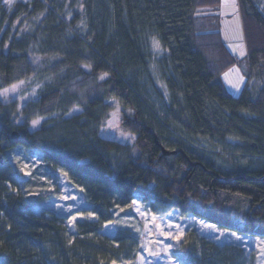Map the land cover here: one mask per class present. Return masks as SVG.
I'll list each match as a JSON object with an SVG mask.
<instances>
[{
  "label": "trees",
  "instance_id": "obj_1",
  "mask_svg": "<svg viewBox=\"0 0 264 264\" xmlns=\"http://www.w3.org/2000/svg\"><path fill=\"white\" fill-rule=\"evenodd\" d=\"M221 5L29 0L9 11L0 0V93L20 84L33 95L0 98V264L122 261L137 239L112 210L141 203L264 238V3L238 0L241 61L223 38ZM235 64L245 74L238 95L222 81ZM152 67L168 92L157 101L143 83ZM117 107L130 144L103 135ZM19 146L64 172L92 207L66 218L35 211L45 168L24 181L11 157ZM181 250L182 264H248L242 249L203 236Z\"/></svg>",
  "mask_w": 264,
  "mask_h": 264
},
{
  "label": "rangeland",
  "instance_id": "obj_2",
  "mask_svg": "<svg viewBox=\"0 0 264 264\" xmlns=\"http://www.w3.org/2000/svg\"><path fill=\"white\" fill-rule=\"evenodd\" d=\"M27 1L29 0H3L9 11H12L19 2ZM255 1L264 3V0ZM219 14L222 17L223 38L229 49L241 61L246 56L247 50L238 20V0H222ZM157 49L159 47L156 44V51L158 52ZM151 69V73L143 79V83L149 81V92L156 101L160 91L168 97L165 85L155 67ZM149 78L151 79L149 80ZM222 79L229 92L235 95L240 94L245 83L243 67L238 64L233 65L222 75ZM13 96H19L21 100H29L33 97L32 94L25 95L20 84L0 93L2 99ZM79 112V109H74L71 114H78ZM158 114L160 115V113ZM120 118L121 110L117 107L104 129L103 135L130 144L134 137L119 127ZM40 123L41 120L39 119L33 120L31 130L37 129ZM197 147L219 167L229 170L232 168L231 164L220 155L221 152H216L212 145L203 143ZM11 157L15 166L20 170L24 181L37 167L45 168L41 169V179L44 182L42 190L30 195L38 199L34 207L35 211H45L48 215L53 214L57 217L66 218L76 211L92 207L82 190L72 184L64 172L47 166L48 164L40 158L37 151L19 146L13 151ZM8 187L11 188L10 185ZM112 214L118 228L130 233L137 239V246L124 260L105 264H182V244L194 235L203 236L220 245L229 244L242 249L247 255L248 264H264V238L222 229L213 223L193 215H185L169 206L158 204L152 208L141 203L137 207H117L112 210ZM236 237H240V239ZM131 246L132 244L129 245V247Z\"/></svg>",
  "mask_w": 264,
  "mask_h": 264
},
{
  "label": "water",
  "instance_id": "obj_3",
  "mask_svg": "<svg viewBox=\"0 0 264 264\" xmlns=\"http://www.w3.org/2000/svg\"><path fill=\"white\" fill-rule=\"evenodd\" d=\"M12 138L13 140H18L19 139V133L17 131L12 133ZM3 162V156H0V163Z\"/></svg>",
  "mask_w": 264,
  "mask_h": 264
},
{
  "label": "crops",
  "instance_id": "obj_4",
  "mask_svg": "<svg viewBox=\"0 0 264 264\" xmlns=\"http://www.w3.org/2000/svg\"><path fill=\"white\" fill-rule=\"evenodd\" d=\"M238 20H239V23H240V25H241V16H240V12H239V18H238ZM240 29H241V31H242L241 26H240Z\"/></svg>",
  "mask_w": 264,
  "mask_h": 264
},
{
  "label": "snow or ice",
  "instance_id": "obj_5",
  "mask_svg": "<svg viewBox=\"0 0 264 264\" xmlns=\"http://www.w3.org/2000/svg\"><path fill=\"white\" fill-rule=\"evenodd\" d=\"M103 79V77H101ZM242 79V78H241ZM237 239H240V237H236Z\"/></svg>",
  "mask_w": 264,
  "mask_h": 264
}]
</instances>
